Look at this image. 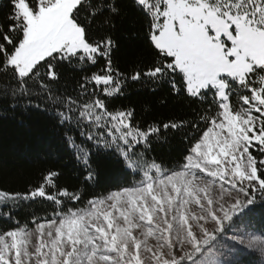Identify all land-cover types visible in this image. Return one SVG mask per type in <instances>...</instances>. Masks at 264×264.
Listing matches in <instances>:
<instances>
[{
	"label": "snow or ice",
	"instance_id": "6c2138e0",
	"mask_svg": "<svg viewBox=\"0 0 264 264\" xmlns=\"http://www.w3.org/2000/svg\"><path fill=\"white\" fill-rule=\"evenodd\" d=\"M133 5L147 23L153 55L131 76L113 59L119 0L4 5L0 101L14 110L38 100L55 108L61 124H74L88 142L68 137L86 182L98 176L92 148L97 165L108 159L140 179L86 202L67 188L48 191L58 187L57 171L23 194L0 191V200L54 205L50 217L0 231V264H239L223 258L244 251L237 245L264 256V233L242 235L253 206L264 203V0ZM72 65L86 74L75 95L61 94L62 70ZM91 68L97 70L87 74ZM129 80L167 86L170 96L196 106L193 119L142 125L133 109H110ZM186 126L192 134L180 162L164 168L147 158L162 129Z\"/></svg>",
	"mask_w": 264,
	"mask_h": 264
},
{
	"label": "trees",
	"instance_id": "16d2710c",
	"mask_svg": "<svg viewBox=\"0 0 264 264\" xmlns=\"http://www.w3.org/2000/svg\"><path fill=\"white\" fill-rule=\"evenodd\" d=\"M6 3L7 0H0V22H5L4 17L8 13V8L4 6ZM119 4L121 16L113 21L116 30L112 36L118 44L113 59L120 71L131 76L135 69L150 62L153 53L144 39L147 23L134 7L133 0H119ZM96 70L91 68L87 74ZM62 71L59 93L75 95L77 81L86 73L75 65L67 66ZM37 103H40L39 108L34 106ZM109 106L110 109H133L136 120L142 125L188 121L193 119L192 110L196 107L182 97L170 96L165 85H149L131 80L118 98L109 101ZM191 134L192 130L187 126L175 132H164L162 129L160 141L153 143V150L147 154V158L155 157L156 162L164 168L176 165L186 154ZM69 136L77 144L88 147V142L79 135L74 124L60 123L55 108L50 104L34 100L32 106L23 102L12 110L7 102L0 101V191L23 194L43 183L42 178L48 171H57L60 174L56 178L58 187L49 188L48 191L55 193L67 188L70 192L80 194L86 202L91 196L105 195L140 179L139 176L124 174L108 159L100 160L97 165L96 149L92 148L91 162L93 167H97L98 176L95 181L86 182L85 166L77 158V150L68 142ZM53 208L51 202L40 199L35 202L0 200V231L14 227L17 220L23 224L31 221L33 216L50 217ZM9 213L11 220L8 219ZM248 221L249 227L246 231L242 230L245 239L251 234L259 236L264 233V203L257 201ZM240 247L244 251L237 252L235 256L225 252L223 258L236 259L239 264H261L264 260L259 249L237 245V248Z\"/></svg>",
	"mask_w": 264,
	"mask_h": 264
}]
</instances>
